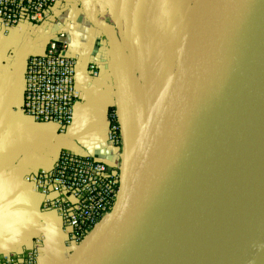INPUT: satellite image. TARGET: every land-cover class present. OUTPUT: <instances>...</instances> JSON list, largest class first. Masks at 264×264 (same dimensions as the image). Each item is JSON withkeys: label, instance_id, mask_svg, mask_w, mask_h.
Listing matches in <instances>:
<instances>
[{"label": "water", "instance_id": "obj_1", "mask_svg": "<svg viewBox=\"0 0 264 264\" xmlns=\"http://www.w3.org/2000/svg\"><path fill=\"white\" fill-rule=\"evenodd\" d=\"M79 2L89 24L122 51L116 27ZM140 3L124 0L121 34L129 42L139 37ZM182 60L120 166L114 209L65 264H143L160 249L172 264H254L263 249L264 214L228 248L226 208L241 199L239 181L253 186L254 201L264 184V0H227L185 75Z\"/></svg>", "mask_w": 264, "mask_h": 264}, {"label": "crops", "instance_id": "obj_2", "mask_svg": "<svg viewBox=\"0 0 264 264\" xmlns=\"http://www.w3.org/2000/svg\"><path fill=\"white\" fill-rule=\"evenodd\" d=\"M85 1L96 20L116 27L122 51L89 24L79 0H58L44 23L0 28V262L6 256L25 259L39 241L38 264L66 263L76 249L69 230L56 212L43 208L42 197L26 177L51 169L64 152L112 168L126 165L180 62L181 53L173 74L168 73L171 56L164 47L170 32L184 26L178 27L177 19L185 13L180 0H140L142 24L132 42L121 34L124 0ZM61 35L67 42L65 55L77 61L79 92L73 123L64 134L21 112L29 58L44 54L48 43ZM92 66L97 77L90 75ZM112 115L120 127L118 145L108 141ZM254 264H264V247Z\"/></svg>", "mask_w": 264, "mask_h": 264}, {"label": "built area", "instance_id": "obj_3", "mask_svg": "<svg viewBox=\"0 0 264 264\" xmlns=\"http://www.w3.org/2000/svg\"><path fill=\"white\" fill-rule=\"evenodd\" d=\"M58 0H0V28L6 31L24 23H44ZM65 36L48 43L44 54L29 58L23 81L22 114L37 123L55 125L64 134L74 120L79 98L76 59L65 55ZM90 75L97 77L94 66ZM120 127L110 117L108 141L119 144ZM120 167L112 168L91 157L62 153L51 169L26 177L42 197L43 208L59 215L76 248L112 212L120 193ZM23 260L6 256L0 264H38V248Z\"/></svg>", "mask_w": 264, "mask_h": 264}, {"label": "bare ground", "instance_id": "obj_4", "mask_svg": "<svg viewBox=\"0 0 264 264\" xmlns=\"http://www.w3.org/2000/svg\"><path fill=\"white\" fill-rule=\"evenodd\" d=\"M226 2L227 0H204L195 31L190 37L186 48H184L182 56V72L184 75L195 64L211 31L224 10ZM239 185L241 187V199L238 201L234 199L226 208V213L231 222V229L226 241L228 248L242 243L245 240L241 232L242 228L250 220L264 214V184L262 187L259 184L261 193L259 192L260 194H258L260 198L255 201V197L252 194L254 191L253 186L250 185L246 189L247 186L243 185L242 182L240 183V181ZM143 264H172V262L168 257L167 251L160 249L152 257L147 258Z\"/></svg>", "mask_w": 264, "mask_h": 264}, {"label": "rangeland", "instance_id": "obj_5", "mask_svg": "<svg viewBox=\"0 0 264 264\" xmlns=\"http://www.w3.org/2000/svg\"><path fill=\"white\" fill-rule=\"evenodd\" d=\"M203 0H180V2L182 3V8H183V12L184 16H180L178 17V27L179 25H184L182 26L181 30H176V28H174L171 32H170V36L168 37V41H166L165 43V52L169 53L171 56L169 65H168V73H170L171 75L173 74L174 70L176 69L178 63V54L179 53H183V49L186 48L190 37L192 36V34L195 31L196 25L198 23V18L201 12V3ZM197 8L198 9V15L197 17H193L192 18V13L194 12V10L192 11L193 8ZM195 8V9H196ZM192 11V12H191ZM196 11V10H195ZM187 12V13H186ZM181 27V26H180ZM183 29V30H182ZM163 44V42H162ZM138 123V121H137ZM137 130H140V127H138ZM138 137V131L135 135V141Z\"/></svg>", "mask_w": 264, "mask_h": 264}]
</instances>
